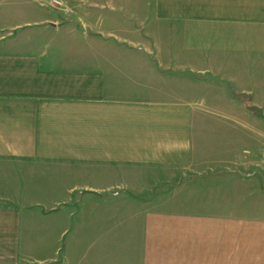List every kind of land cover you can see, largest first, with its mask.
I'll list each match as a JSON object with an SVG mask.
<instances>
[{"label": "crops", "instance_id": "obj_1", "mask_svg": "<svg viewBox=\"0 0 264 264\" xmlns=\"http://www.w3.org/2000/svg\"><path fill=\"white\" fill-rule=\"evenodd\" d=\"M52 1L0 0V264H264L263 208L154 209L138 179L201 165L212 78L264 117V0ZM235 119L231 170L264 159Z\"/></svg>", "mask_w": 264, "mask_h": 264}, {"label": "rangeland", "instance_id": "obj_2", "mask_svg": "<svg viewBox=\"0 0 264 264\" xmlns=\"http://www.w3.org/2000/svg\"><path fill=\"white\" fill-rule=\"evenodd\" d=\"M64 15H67L69 20H76V14ZM109 15L111 17V14ZM82 16L84 19H91L90 14ZM197 79L203 80L198 77ZM212 80L210 87L215 100L212 106L218 107L201 109L198 114L204 119L200 121L203 134L200 146L201 165L194 171H184L175 167H143L144 169L139 172L141 177L138 178L143 185L140 197L147 198L150 208L207 211V207H211L215 211L239 213L243 211L251 213L255 211L254 207L259 210L264 209V193H262L264 170L256 166L259 164L264 168V159L251 156L250 152H247L248 154L243 155L245 157L243 169L231 170V164H227L230 160L229 151L236 149L235 143L240 140L244 143V150L250 151L253 149V140L249 134L245 133L246 131H241L239 127L237 130L235 127L232 128V121L227 123L224 121L232 117L244 118L246 130L247 126L252 127L249 120L252 116L262 117L263 115L261 113L259 116L251 109L252 107L248 108V106L246 108L223 107L226 103L218 102L219 92L224 88L231 90L235 87L221 84L220 80ZM220 148L224 151L221 155ZM258 193H262L261 196L255 197Z\"/></svg>", "mask_w": 264, "mask_h": 264}, {"label": "built area", "instance_id": "obj_3", "mask_svg": "<svg viewBox=\"0 0 264 264\" xmlns=\"http://www.w3.org/2000/svg\"><path fill=\"white\" fill-rule=\"evenodd\" d=\"M52 4L54 6H56V7H58V8H63L64 7L63 4H62V2H60L59 0H53L52 1Z\"/></svg>", "mask_w": 264, "mask_h": 264}, {"label": "trees", "instance_id": "obj_4", "mask_svg": "<svg viewBox=\"0 0 264 264\" xmlns=\"http://www.w3.org/2000/svg\"><path fill=\"white\" fill-rule=\"evenodd\" d=\"M256 114H258L259 116L261 115V112L255 108H251Z\"/></svg>", "mask_w": 264, "mask_h": 264}, {"label": "water", "instance_id": "obj_5", "mask_svg": "<svg viewBox=\"0 0 264 264\" xmlns=\"http://www.w3.org/2000/svg\"><path fill=\"white\" fill-rule=\"evenodd\" d=\"M260 120L264 123V117L263 116L260 117Z\"/></svg>", "mask_w": 264, "mask_h": 264}]
</instances>
